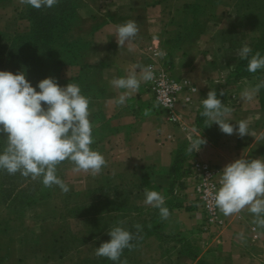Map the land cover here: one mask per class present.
Wrapping results in <instances>:
<instances>
[{
    "label": "crops",
    "instance_id": "obj_1",
    "mask_svg": "<svg viewBox=\"0 0 264 264\" xmlns=\"http://www.w3.org/2000/svg\"><path fill=\"white\" fill-rule=\"evenodd\" d=\"M76 1L79 3L78 18L91 25L89 42L77 60L62 66V87L68 83L78 84L81 94L91 98L89 119L96 140L92 149L105 157L107 166L96 176L73 172L70 166L62 178L69 191H89L112 181L131 187L143 186L150 191L159 190L163 194L170 184L166 171L175 167L182 146L185 143L190 145L191 140L199 135L206 144L201 145L188 161L206 160L221 171L226 164L239 158L264 160V88L251 101H244L240 96L245 88L264 80V70L226 83L239 60L237 51L245 44L250 46L258 34L259 22L244 25L238 21L236 0ZM26 8L18 0H0V24L26 23ZM129 19L139 24V34L118 49L114 26ZM151 43L160 49L163 54L160 60L169 65L173 75L196 88L190 93V102L181 100L177 104L182 126L165 119L155 105L147 83L142 82L139 90L132 93L123 105L114 103L125 90L113 88L110 81L126 76L134 64L146 66V48ZM217 85H222L225 90L222 102L232 109L226 119L234 127H238L237 122L246 121L249 135L243 138L235 133L227 135L216 124L205 127L204 123L198 122L197 112L202 107V99H206L208 91ZM146 110L148 115L144 114ZM188 180L186 174L187 188L181 193L185 194L187 203L190 194ZM187 207L184 208L187 214L184 223L195 226L199 222L200 227V211L189 203ZM224 218L226 225L220 231L199 230L204 243L200 245V257L213 264H264V229L254 226L252 214L245 209ZM30 222L26 232L34 237L40 228L39 222L34 218H30ZM240 233L244 234L243 242L237 239ZM143 245L148 252L143 264H156L149 255L156 243L143 242ZM23 257L18 254L6 262L48 263V259L29 261ZM197 262L198 258L190 263Z\"/></svg>",
    "mask_w": 264,
    "mask_h": 264
},
{
    "label": "clouds",
    "instance_id": "obj_2",
    "mask_svg": "<svg viewBox=\"0 0 264 264\" xmlns=\"http://www.w3.org/2000/svg\"><path fill=\"white\" fill-rule=\"evenodd\" d=\"M58 2L18 0L20 5L36 10L52 8ZM139 30V24L133 19L116 24L113 35L118 49L135 40ZM252 53V48L245 44L236 55L248 61V72L264 70V56L259 51ZM154 79L151 66L132 65L126 76L110 81L113 88L125 90L114 103L123 105L132 93L139 90L142 82ZM36 88L26 79L23 71L16 74L0 71V135L4 137L0 171L39 180L45 188L58 186L66 194L69 186L57 174L58 166L63 162H69L73 172L93 176L99 175L107 166L105 157L91 148L94 143L93 126L89 119L91 98L81 94L78 84L68 83L62 87L53 77L38 81ZM261 88H264V80L254 87L245 88L240 94L241 99L251 101ZM219 95L224 96V90H220ZM201 103L203 110L200 115L205 118V127L216 124L224 134L235 133L240 138L249 135L246 121H239L236 123L238 127H234L226 119L232 109L217 98L215 89L209 90L207 98ZM165 106L172 107L171 101L165 100ZM144 114L149 113L146 110ZM204 144L206 140L199 135L191 140L187 151L193 154ZM219 173V187L211 194L212 205L225 217L247 209L254 217V226L264 229V160L239 158L226 164ZM143 204L157 209L162 220H167L171 214L164 206L165 197L160 192L145 189ZM124 223L123 220L118 221V226L107 230L110 239L95 247V257L127 264L126 259L120 258L125 249H135L132 241L137 239L142 226L138 223L133 225L136 230L133 233L121 226ZM237 239L243 242L244 234L240 233Z\"/></svg>",
    "mask_w": 264,
    "mask_h": 264
},
{
    "label": "rangeland",
    "instance_id": "obj_3",
    "mask_svg": "<svg viewBox=\"0 0 264 264\" xmlns=\"http://www.w3.org/2000/svg\"><path fill=\"white\" fill-rule=\"evenodd\" d=\"M78 6L79 3L75 0L74 18L64 28L62 37L54 38L51 49L46 54L43 53V49L36 46L27 48L24 42L15 45L13 49L9 48L13 36L29 32V21L17 25L0 24V58L11 56L4 64H0V71H8L7 68L12 67L13 71L19 72L21 56L27 54L31 57L28 61L29 67L34 69L33 76L36 81H40L52 77L59 71L62 66L57 63L59 58L65 63L71 59V55H80L84 52L88 47L91 25L81 22L85 19L78 18ZM235 16L244 25L261 23L264 35V0H236ZM262 43L264 44V40ZM188 147V143L182 146L175 167L166 171L170 184L162 195L167 196L164 206L171 213L167 220L160 218L157 209L143 204L145 190L143 186V190L138 192L140 198L136 201V188L112 181H107L102 187L91 189L89 193L79 190L68 191L66 193L68 197L63 196L64 193L55 188V195H50L49 198L23 209L4 204L0 197V264H8L6 259H14L18 254H22L23 258L29 261L48 259L47 264H95L100 259L94 255L95 247L110 239L108 229L118 226V221L123 220L125 223L121 226L130 231L135 220L139 224L143 220L151 219L154 231L144 237V242L156 243L149 252L151 258L156 260V264H192L190 262L196 258L200 260V245L204 244L203 235L199 231L200 229L204 231L202 223L200 228L199 222L191 226L183 221L187 217L184 208H187L188 203L185 194L181 193L187 188L184 182L187 174L186 164L188 159L193 157V154L187 151ZM70 166L72 165L69 162L58 166L61 177ZM24 185L22 182L20 186ZM127 195L131 201L126 200ZM112 197L123 199L122 203H118L124 206L123 211L111 210L115 204ZM107 198L111 200L110 203H106ZM75 207L79 208L78 214L74 212ZM30 218L37 220L40 226L34 237L26 232L32 223ZM142 244L132 251L125 249L121 260L126 259L127 264L146 263L147 247L145 245L142 247ZM205 261L213 264L211 261Z\"/></svg>",
    "mask_w": 264,
    "mask_h": 264
},
{
    "label": "trees",
    "instance_id": "obj_4",
    "mask_svg": "<svg viewBox=\"0 0 264 264\" xmlns=\"http://www.w3.org/2000/svg\"><path fill=\"white\" fill-rule=\"evenodd\" d=\"M74 5H75V0H59L58 4L52 8L36 10L34 8L27 6L24 12V17L30 23L29 32L13 36L11 43L9 44L10 45L9 48L13 49L15 45L24 42L27 44V48H33V46H36L38 48L43 49L44 50L43 53L46 54L48 50L51 49V45L54 42V38H58V37L61 38L62 33L64 32V28L74 18L75 16ZM257 28H258V34L257 36L253 38V42L250 45V47L253 50L252 54H254L256 51H259L261 55L264 56V44L262 43L264 40V37H263L264 35H263V27L261 26V23L258 24ZM71 56H72L71 59L66 61L65 63H62L61 58L57 60V63L58 64L60 63V65L63 66L67 63L74 62L75 60H77L78 55H71ZM10 58L11 56L9 55L5 57H1L0 64L1 65L4 64V61L9 60ZM21 58H22V64L20 66L19 72L23 71L25 73L26 79L31 83V85L34 88H36L38 81H36V79L34 78L33 76L34 69L31 68V66L29 67V61H28V59L31 57L27 54H24L21 56ZM247 64H248L247 60H241L239 58L238 62L233 66V69L231 70V73L229 75V80H226V83H229V82L233 83L237 78L249 74L250 72L246 70ZM61 68L55 75L52 76V77H55L57 83L60 86L63 85V79L61 78V75H60ZM7 70L12 72L13 74L18 73L16 71H13L12 67H8ZM257 72H259V70ZM36 90L39 91L38 88H36ZM215 90L217 92V98L222 101L223 96H220L219 93H220V90H224L223 86L217 85L215 87ZM202 110L203 108L200 107V109L197 112V120L198 122L204 123L205 118L200 115ZM92 135L94 137V143L91 145V148H93L94 145L96 144L94 130L92 131ZM3 138H4L3 135H0V151H2L4 147ZM177 157L178 155L176 156L175 164H176ZM66 162L67 161L63 163H66ZM57 174L61 179L63 178L61 177V174L58 173V169H57ZM22 182L25 183L24 186H20ZM100 187H102V185ZM55 188L60 189L58 186H53L51 188H45L39 180L33 181L30 178H24L19 173L15 175H8L6 172L0 171V197L3 200L4 204L10 207H13V208L23 209L25 206H29V205L35 204L36 202L42 199L49 198L50 195H55L54 194L56 191ZM134 188H136L135 189V199L137 201L140 198L138 196V192L139 191L141 192L143 189H142V186H138ZM63 196L68 197L69 195L64 194ZM106 200H107L106 203H110L111 201L108 198ZM112 200H113L112 202H114L115 204H113L114 209H111V210H116V212L124 210L123 209L124 206L123 205L121 206V204H118V203H122L123 199H120L118 197L113 199L112 197ZM126 200H130L128 195L126 196ZM176 205L180 206V204H176ZM74 212L78 214L80 212L79 208L75 207ZM151 221L152 219L143 220L139 223L142 226V231L138 234L137 239H134L132 241L133 244H135L136 246L141 245L144 242V237L147 235H151L153 233L154 226L152 225ZM137 223L138 222L135 220L134 225ZM7 229H8V226H7ZM130 231L133 233L136 232L134 227H132ZM120 259H122V256ZM197 263L198 264H212V263L205 261L202 258L198 260ZM95 264H119V262H113L111 260H108L107 258L101 257L99 260L95 262Z\"/></svg>",
    "mask_w": 264,
    "mask_h": 264
},
{
    "label": "built area",
    "instance_id": "obj_5",
    "mask_svg": "<svg viewBox=\"0 0 264 264\" xmlns=\"http://www.w3.org/2000/svg\"><path fill=\"white\" fill-rule=\"evenodd\" d=\"M146 51L148 55L146 66H151L155 75L153 81L147 82V88L152 94L153 101L167 121L182 126L177 104L181 100L185 103L190 102V93L194 92L196 88L187 80L173 75L169 65L160 60L161 53L157 46L151 43L147 46ZM185 91L188 93L186 92L181 97ZM231 97H234V94H231ZM165 100H170L172 107H166ZM186 168L190 193L187 198L188 203L200 211L204 231H220L225 227L226 219L211 202L212 192L219 187L218 173L220 170L218 166L206 160L192 159L188 161Z\"/></svg>",
    "mask_w": 264,
    "mask_h": 264
}]
</instances>
